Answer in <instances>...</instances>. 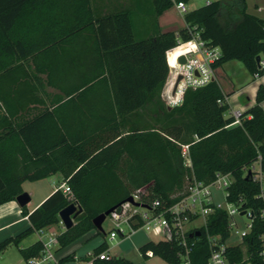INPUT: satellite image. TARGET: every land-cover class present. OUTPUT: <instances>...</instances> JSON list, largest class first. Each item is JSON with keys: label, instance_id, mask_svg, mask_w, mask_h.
Segmentation results:
<instances>
[{"label": "trees", "instance_id": "16d2710c", "mask_svg": "<svg viewBox=\"0 0 264 264\" xmlns=\"http://www.w3.org/2000/svg\"><path fill=\"white\" fill-rule=\"evenodd\" d=\"M190 1L132 0L131 7L104 11L99 0H0V206L16 201L24 182L58 172L71 189L56 190L32 212L22 207L30 227L0 242V255L59 225L60 212L72 203L84 211L58 234L60 249L145 187L144 199L167 209L186 196L192 177L210 184L217 174H231L228 202L242 199L241 209L254 219L242 243L226 246L224 255L228 264H264V200L245 170L261 156L264 172V87L235 125L224 102L233 93L225 92L219 73L230 61L258 72L264 20L247 11V0H214L185 13V28L161 32L159 16ZM197 34L222 51L214 65L217 80L188 89L180 105L169 107L162 97L170 74L167 53ZM181 47L185 52L188 45ZM183 145H189L192 167L185 165ZM170 234L141 246L143 257L150 251L168 264H184L185 248L174 230ZM231 236L227 212L216 209L206 226L186 234L193 244L190 264H209L213 249ZM107 249L101 245L96 256ZM42 250L38 241L20 251L29 259ZM93 261L135 264L124 256Z\"/></svg>", "mask_w": 264, "mask_h": 264}, {"label": "built area", "instance_id": "2783aa9c", "mask_svg": "<svg viewBox=\"0 0 264 264\" xmlns=\"http://www.w3.org/2000/svg\"><path fill=\"white\" fill-rule=\"evenodd\" d=\"M182 14L188 12L186 4L180 2L176 4ZM188 48L178 57L177 66L170 67L168 78V106L174 107L182 103L183 95L188 89L196 90L202 88L216 80V72L214 65L222 57V51L219 47L211 46L200 38L197 34L192 41L179 45ZM177 47V48H178ZM185 57V62L180 63L179 59ZM260 60L257 63L258 72L254 75L256 78L261 77L260 73H264V52L259 55ZM168 62V61H167ZM181 79L179 80V78ZM230 105L229 99L224 101ZM219 103L223 101L219 100ZM231 110V107H230ZM235 118L234 124H241L242 114L237 110L232 111ZM182 156L187 167H192L189 156V145L182 146ZM262 157L253 163L249 168L245 169L247 175L251 176L254 182L260 185V198L264 200V172L261 168ZM235 179L231 174H217L216 180L210 184H205L198 181L195 177L189 179L187 185L186 196L175 205L161 209V202L153 200L151 202L144 198L148 196L147 189L143 188L132 195L133 202H125L118 209H115L107 218L113 223V229L110 232L112 239L118 235L122 237L130 236L139 229H145L154 236L162 237L161 240H169L171 238V230L177 237L180 238L182 246L185 248L184 264H190V253L192 245H189L186 234L191 231L190 224L194 223L201 217L203 222L200 227L206 226L208 217L215 212L216 209L225 210L229 217V229L240 237L241 240L251 231L253 227L254 214L251 210H242V199L239 203H230L228 208L221 204H216L213 200L212 189L216 187L219 190H226V200L228 199V189L234 183ZM64 193L71 194V189L68 185H63ZM228 201V200H227ZM245 212L244 215L242 213ZM247 217L250 220L248 229L240 230L238 221L235 217ZM261 218L264 221V209L261 213ZM60 224L64 227L60 220ZM213 247L216 246V239L210 238ZM262 250L261 256L264 258V234L261 236ZM43 250L40 255L29 258L26 264H61L57 257L56 249L59 247L58 234H44L41 237ZM226 245H222L218 249H213L209 263L212 264H228L224 255ZM152 256V252L147 253ZM100 260H111L112 257L105 251L95 257Z\"/></svg>", "mask_w": 264, "mask_h": 264}, {"label": "crops", "instance_id": "0c3cea01", "mask_svg": "<svg viewBox=\"0 0 264 264\" xmlns=\"http://www.w3.org/2000/svg\"><path fill=\"white\" fill-rule=\"evenodd\" d=\"M99 1H101L100 5L103 6L104 11H111L113 9H124L131 7L132 5V0H99ZM211 1L214 0H206V4ZM174 10L177 11L178 14L181 16L180 20L174 17L173 15ZM247 11L250 14L258 16L259 18L264 20V0H247ZM158 24L161 32L178 31L186 27L184 14L180 12L176 4L171 9L165 11L161 16H159ZM232 64H238V65H232ZM222 67L224 70L228 71V75L231 79L230 82L231 88L229 90H226L224 88V90L225 92L233 93L231 96L228 97L231 107L228 116L234 117L232 113L234 109L241 112L243 116L249 109H251L253 106L256 105L257 93L259 87L260 86L264 87V75L259 78H256L246 69L243 63L239 61L227 62ZM216 80H217V76H216ZM224 80L223 83L225 84L226 79ZM223 83L222 85H224ZM48 91L52 95L56 93V91L53 89H49ZM261 105L264 109V101L262 102ZM248 117L250 118L251 116ZM49 180H50V184L43 185L42 183V185H40L42 186L41 188L43 190V193L39 197V199L36 200V202H34L35 194L33 191H31V185H28L29 184L28 182L31 181H26L22 184L23 191L28 193L31 197L30 202L27 204V209L30 212L38 208L42 204V202L46 200L56 190L60 189L64 191L63 185H67L63 178V174L61 172H58L46 179L34 181L30 184H40L41 182H47ZM29 227H30L29 219L28 217L22 214V207L18 204L17 201H11L0 206V242H2L7 238L18 236L19 234L27 230ZM64 230H66L65 227L59 224V225L50 226L48 228L33 233L32 235L25 238L28 241H26V244L24 246L22 245V243L25 241V239L18 246H16L19 249V251H8L11 247L14 246H10L7 250H5L0 255V264H22L23 262L26 264L27 259H25L22 256L20 251L21 249L28 248L33 244H35L36 242L41 241V237L44 234H49V233L60 234ZM90 233L92 234L91 236H99L97 235V229L89 232L88 234ZM90 238L91 237H86L83 240H80L81 239L80 238L71 245L63 249H60L58 247L56 251L60 263L61 264H94L93 260L96 259L95 250L103 244H107L108 249L106 250V252L109 254V256L112 258L114 257L111 255L110 244L105 238L94 239L90 243H87ZM226 246H232V245H226ZM152 258H155V256L153 255L151 257L149 256V258L147 259H149L150 261Z\"/></svg>", "mask_w": 264, "mask_h": 264}, {"label": "rangeland", "instance_id": "374dc122", "mask_svg": "<svg viewBox=\"0 0 264 264\" xmlns=\"http://www.w3.org/2000/svg\"><path fill=\"white\" fill-rule=\"evenodd\" d=\"M204 5H206V0H191V2L186 5V7L190 11V10L200 8ZM173 13H174L173 14L174 17H176L179 20L181 19V16L178 14L177 11L174 10ZM170 62H173L174 64L173 66V64L171 63L172 68L176 67L174 60L171 59ZM232 65H238V64H232ZM219 73L221 75L220 76V80H222L221 83H223V80L226 79L225 84L223 83L224 84L223 88H225L226 90H229L231 88L230 87L231 79L228 75V71L224 70L222 67ZM168 87L169 85L167 82L165 90L163 91V94H162L163 100L167 105L169 102L168 96H167L168 94L166 92ZM28 183H29L28 185H31V191H33L35 194L34 202H36V200H38L39 197L43 193V190L41 188L42 186L40 185H42V183L43 185L45 184L48 185L50 184V180L47 182H41L40 184H30L32 182H28ZM148 190L149 189H147V191ZM212 191H213V200L216 204H221L225 208H228L230 206V202L226 200V194H227L226 190H219L216 187H214ZM235 219L236 221H238V228L241 231L248 229V224L250 223V220L247 217L236 216ZM202 222H203V218L201 217L194 223L190 224V226L192 228H199ZM113 227L114 226H113L112 221L109 218H107L103 224V230L106 233V236L105 235L91 236L92 235L91 233L90 234L87 233V235H84V237L82 236L80 240H83L86 237H91L89 241L87 242V243H90L94 239H104L105 238L110 244L112 256L114 257L115 256H126L129 260H131L135 264H168L163 259L157 256H155V258H152L149 261V259L144 258L140 252V247L143 246V244L149 241H155V242L160 241L162 237L154 236L153 234H151L145 229H139L137 232H135L134 234H131L130 236L122 237L118 235L116 239L112 240L110 237V231L113 229ZM26 241L28 240L25 239V241L22 243L23 246L26 244ZM241 243L242 241L240 240V237L236 235L235 232H233L231 238L227 241L226 245H240ZM8 251H19V249L16 246H14V247H11ZM22 264H25V263L23 262ZM209 264H212V263H209Z\"/></svg>", "mask_w": 264, "mask_h": 264}, {"label": "water", "instance_id": "95a60500", "mask_svg": "<svg viewBox=\"0 0 264 264\" xmlns=\"http://www.w3.org/2000/svg\"><path fill=\"white\" fill-rule=\"evenodd\" d=\"M260 57L258 56L256 58L257 63L259 62ZM180 63H184L185 62V57H181L179 59ZM181 79V77L179 78V80ZM148 187H145V189H147ZM31 200V197L28 193L24 192L23 194H21L20 196L17 197L16 201L18 202V204L21 207H24L25 205H27ZM127 202H133V198L130 197ZM116 208H112L109 211H107L106 213H103L99 216H97L96 218L93 219V224L95 226V228L97 230H103V224L106 221L107 217L115 211ZM83 208L80 205H76V204H70L69 206H67L65 209H63L60 214V220L63 223L64 227L66 230L71 229L74 224H75V218L77 216H79L80 214L83 213ZM245 212L242 213V215H244ZM196 236H200V232H197Z\"/></svg>", "mask_w": 264, "mask_h": 264}, {"label": "bare ground", "instance_id": "6f19581e", "mask_svg": "<svg viewBox=\"0 0 264 264\" xmlns=\"http://www.w3.org/2000/svg\"><path fill=\"white\" fill-rule=\"evenodd\" d=\"M183 50H182V47H178V48H175V49H173V50H171V51H169L168 53H167V60H168V64L171 66V63L173 64V62H170V60L172 59V60H174V62H175V64H176V66H177V61H178V57L180 56V55H183ZM172 57V58H171ZM171 58V59H170ZM173 66H174V64H173ZM172 67V66H171ZM175 68V67H174Z\"/></svg>", "mask_w": 264, "mask_h": 264}]
</instances>
